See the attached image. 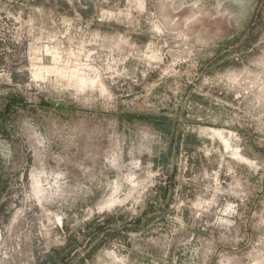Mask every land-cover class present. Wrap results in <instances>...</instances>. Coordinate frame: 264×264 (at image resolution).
I'll return each instance as SVG.
<instances>
[{
	"label": "rangeland",
	"instance_id": "374dc122",
	"mask_svg": "<svg viewBox=\"0 0 264 264\" xmlns=\"http://www.w3.org/2000/svg\"><path fill=\"white\" fill-rule=\"evenodd\" d=\"M0 264H264V0H0Z\"/></svg>",
	"mask_w": 264,
	"mask_h": 264
}]
</instances>
